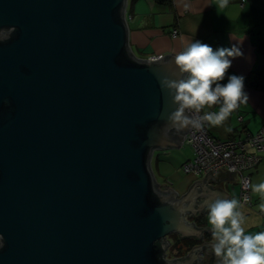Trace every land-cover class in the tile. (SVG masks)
<instances>
[{
  "label": "water",
  "instance_id": "obj_1",
  "mask_svg": "<svg viewBox=\"0 0 264 264\" xmlns=\"http://www.w3.org/2000/svg\"><path fill=\"white\" fill-rule=\"evenodd\" d=\"M127 3L0 0V264H193L212 248L169 256L173 235L204 240L190 220L229 198L206 183L236 171L181 198L156 181L154 153L191 126L160 85L175 55L131 51Z\"/></svg>",
  "mask_w": 264,
  "mask_h": 264
},
{
  "label": "crops",
  "instance_id": "obj_2",
  "mask_svg": "<svg viewBox=\"0 0 264 264\" xmlns=\"http://www.w3.org/2000/svg\"><path fill=\"white\" fill-rule=\"evenodd\" d=\"M125 17L129 32V47L139 59L175 55L192 40L208 44L214 50L237 45L243 56L232 60L228 75L244 77V91L248 95L247 104H239L221 125L206 124V128L212 138L224 141L244 139L249 134L257 133L264 126V90L246 84L250 74H253L249 78L251 82H255L256 75H264V0H245L243 5L241 0H229L226 7H220L218 0H173L170 6L159 5L154 0H128ZM226 82L227 79L222 81V83ZM219 107L220 105H215L212 108H205L201 113L218 111ZM184 144L183 142L180 147L166 151H178ZM168 153H159V155L154 153L152 158L154 175L155 171L160 172L161 161H169L172 157L173 153ZM260 156L262 160L250 172L253 199L251 207L239 204V176L234 175V180L224 177L218 183L214 181L206 183L213 189L217 187L222 189L229 196V200L238 201L237 211L244 217L242 226L246 234L264 232V192L254 191L255 185L264 182V152H261ZM187 161L185 160L181 165ZM205 176L206 174H200L197 177H190L191 179L186 178L180 187L181 191L173 187L172 189L181 198L196 181L203 180ZM213 178L217 179V175H213ZM168 185L161 186L168 189L170 188ZM207 216L208 208L205 206L199 217L204 219V225H198V219L190 221L195 222L200 228H207V232L211 234ZM204 243L213 244L214 240L204 239L202 242H197V245L201 246ZM189 253L183 256L170 255V258H184ZM193 264H220V258L215 256L212 248H205L197 254V260H194Z\"/></svg>",
  "mask_w": 264,
  "mask_h": 264
},
{
  "label": "clouds",
  "instance_id": "obj_3",
  "mask_svg": "<svg viewBox=\"0 0 264 264\" xmlns=\"http://www.w3.org/2000/svg\"><path fill=\"white\" fill-rule=\"evenodd\" d=\"M220 7H226L229 0H218ZM243 56L237 45L213 49L200 41L188 42L175 54L172 64L178 71H172L175 79L160 80L162 89H167L176 105L168 119L178 129L201 128L204 123L221 125L239 104H247L242 75H228L232 60ZM153 57V61H157ZM186 74V75H185ZM227 79L226 83H222ZM220 105L218 111H205ZM186 110L194 113L187 115ZM254 191L264 192V182L254 186ZM235 199H216L207 205L208 224L214 240L212 251L220 258V264H264V232L246 234L244 217L237 211ZM0 247L3 237L0 236Z\"/></svg>",
  "mask_w": 264,
  "mask_h": 264
},
{
  "label": "built area",
  "instance_id": "obj_4",
  "mask_svg": "<svg viewBox=\"0 0 264 264\" xmlns=\"http://www.w3.org/2000/svg\"><path fill=\"white\" fill-rule=\"evenodd\" d=\"M241 2L243 5L245 0ZM150 60H153V57ZM188 113L190 116L194 114L191 111ZM206 124L204 123L201 128L191 127L185 136L184 143L191 146L194 154L191 161L182 165L183 170L196 175L207 174L209 171L212 175H217L219 170L236 171L235 175L239 176L240 185L239 204L251 207L253 199L250 172L262 160L260 153L264 152V126L257 133L249 134L244 139L220 141L209 135Z\"/></svg>",
  "mask_w": 264,
  "mask_h": 264
},
{
  "label": "rangeland",
  "instance_id": "obj_5",
  "mask_svg": "<svg viewBox=\"0 0 264 264\" xmlns=\"http://www.w3.org/2000/svg\"><path fill=\"white\" fill-rule=\"evenodd\" d=\"M168 152L173 153V155L169 161L163 160L164 158L162 159L163 161H161L160 163V172L158 173L155 171L156 179L160 185L169 184L168 186H170V188L173 187L181 191L180 187L184 184V180L186 181V178L188 179L192 176L197 177L196 174L186 173L183 170V167L181 165L185 160L191 161L193 159V154H194L193 149L191 148L189 144L185 143L184 146L180 150L178 151L173 150V151H168ZM168 152L167 151L165 152L156 151L155 153L156 155H159V153L166 154ZM163 157H165V155ZM154 162L156 163L155 159H154ZM154 167H155V164H154ZM170 240H173L172 236L170 237Z\"/></svg>",
  "mask_w": 264,
  "mask_h": 264
},
{
  "label": "trees",
  "instance_id": "obj_6",
  "mask_svg": "<svg viewBox=\"0 0 264 264\" xmlns=\"http://www.w3.org/2000/svg\"><path fill=\"white\" fill-rule=\"evenodd\" d=\"M157 4L159 5H165V6H170L172 4L173 0H154ZM253 74H250L248 76V81H246V84L248 86L262 89L264 90V75H256L254 78L258 81L255 80V82L249 81V78H251ZM198 225H204V219L203 218H198ZM173 240H172V247L170 251V255L174 256H183L187 252H189L192 248H194L197 245V241L194 239H185L182 240L178 236L173 235ZM205 240H211L212 235L209 233H205L204 235Z\"/></svg>",
  "mask_w": 264,
  "mask_h": 264
},
{
  "label": "flooded vegetation",
  "instance_id": "obj_7",
  "mask_svg": "<svg viewBox=\"0 0 264 264\" xmlns=\"http://www.w3.org/2000/svg\"><path fill=\"white\" fill-rule=\"evenodd\" d=\"M7 34H8V31H3L2 32V35H4V36L7 35Z\"/></svg>",
  "mask_w": 264,
  "mask_h": 264
},
{
  "label": "bare ground",
  "instance_id": "obj_8",
  "mask_svg": "<svg viewBox=\"0 0 264 264\" xmlns=\"http://www.w3.org/2000/svg\"><path fill=\"white\" fill-rule=\"evenodd\" d=\"M228 140V139H227Z\"/></svg>",
  "mask_w": 264,
  "mask_h": 264
}]
</instances>
